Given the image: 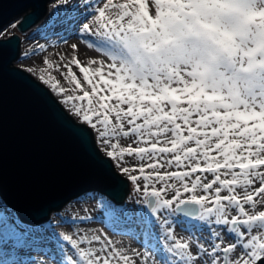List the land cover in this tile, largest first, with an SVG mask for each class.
I'll use <instances>...</instances> for the list:
<instances>
[{"label":"snow or ice","instance_id":"obj_1","mask_svg":"<svg viewBox=\"0 0 264 264\" xmlns=\"http://www.w3.org/2000/svg\"><path fill=\"white\" fill-rule=\"evenodd\" d=\"M49 23L107 58L65 62L67 95L39 79L143 205L103 198L99 218L133 221L139 248L77 230L53 238V264H264V0H78ZM0 208V242L15 258L36 230Z\"/></svg>","mask_w":264,"mask_h":264},{"label":"water","instance_id":"obj_2","mask_svg":"<svg viewBox=\"0 0 264 264\" xmlns=\"http://www.w3.org/2000/svg\"><path fill=\"white\" fill-rule=\"evenodd\" d=\"M51 1L0 0V30L22 18L16 34L0 39V198L33 226L86 193L122 205L130 192L129 181L97 152L94 133L48 88L14 67L22 51L20 34L46 17Z\"/></svg>","mask_w":264,"mask_h":264},{"label":"rangeland","instance_id":"obj_3","mask_svg":"<svg viewBox=\"0 0 264 264\" xmlns=\"http://www.w3.org/2000/svg\"><path fill=\"white\" fill-rule=\"evenodd\" d=\"M77 2L78 0H67V4L64 5L63 0H52L48 5L46 17L29 32L20 34L22 39V51L19 60L14 63V67L27 72L36 81L48 88L58 102L60 97L45 85L39 79V76H53L59 81L60 86L66 89L65 95H67L68 92L72 91V88L67 82L65 75H62V73H67V69L63 66L65 62L77 58L82 62L83 66H90L93 68L96 67V65L90 64V61L93 59H103L107 62V58L103 57L94 49L88 48L83 39H81L74 30H66L64 26L61 25L55 27L50 25V19L53 13L57 11L58 6H60L61 9L63 7L70 8ZM21 21L22 18H18L1 29L0 33H2V35H0V39H8L16 34L17 26ZM89 39L94 40L92 37H89ZM73 44L78 45V49L75 51L72 49ZM41 45L44 46L43 50L40 49ZM36 51H41V53L37 54ZM45 60L52 65L51 68L45 65ZM71 67L72 71L76 73L77 78L81 79L83 85L85 82L82 79L79 68L76 67L75 64H72ZM29 68L35 69L36 71L28 72L27 69ZM62 107L77 123H81L64 105H62ZM129 183L130 192L122 205L137 209L142 208L143 205L136 203L140 193L135 190L131 182ZM103 198L109 200L107 197L96 192L86 193L80 198L71 201L61 211L54 212L50 219L41 225H28L20 220L26 227L31 226L36 230L32 233V242L28 246L17 249L15 258L11 255V244L5 246L0 242V264H4L5 259L9 261V264H53V250L55 245V239L53 238L59 234H71L77 230L81 232H103L107 234L109 238L115 240L121 248H139L142 237L133 221L126 220L123 217L114 218L111 220V227H109L107 223L100 221L99 218L102 217L104 213L102 206ZM0 202L4 203L2 199H0ZM0 211H3V209L0 208ZM82 216H91L95 219L80 220L79 217ZM185 223L195 225L196 221L189 220L185 221ZM113 230H119L124 233L115 234ZM176 231L178 235H184L179 228H177ZM197 235H199V233H197ZM232 239L234 240V237ZM225 242H230L228 237H225ZM61 243L63 242L61 241ZM153 243H155V241H153ZM5 251L9 253L8 256L4 255ZM34 254L39 257L34 256Z\"/></svg>","mask_w":264,"mask_h":264},{"label":"bare ground","instance_id":"obj_4","mask_svg":"<svg viewBox=\"0 0 264 264\" xmlns=\"http://www.w3.org/2000/svg\"><path fill=\"white\" fill-rule=\"evenodd\" d=\"M72 35H74V34H72ZM36 53H37V54H38V53H41V51H36ZM113 232H114L115 234H121V233H124V232L119 231V230H113ZM116 239H117V238H116ZM34 256L39 257L38 255H35V254H34Z\"/></svg>","mask_w":264,"mask_h":264},{"label":"trees","instance_id":"obj_5","mask_svg":"<svg viewBox=\"0 0 264 264\" xmlns=\"http://www.w3.org/2000/svg\"><path fill=\"white\" fill-rule=\"evenodd\" d=\"M112 222V221H111Z\"/></svg>","mask_w":264,"mask_h":264}]
</instances>
